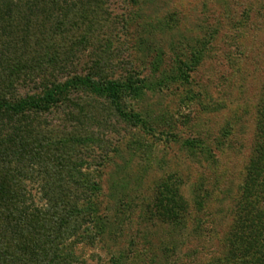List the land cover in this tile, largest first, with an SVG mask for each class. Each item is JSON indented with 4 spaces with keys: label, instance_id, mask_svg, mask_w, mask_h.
Returning a JSON list of instances; mask_svg holds the SVG:
<instances>
[{
    "label": "rangeland",
    "instance_id": "obj_1",
    "mask_svg": "<svg viewBox=\"0 0 264 264\" xmlns=\"http://www.w3.org/2000/svg\"><path fill=\"white\" fill-rule=\"evenodd\" d=\"M108 3L100 41L118 32L114 72L143 77L127 101L146 126L106 133L76 264H264V0ZM166 179L185 203L172 222L153 204Z\"/></svg>",
    "mask_w": 264,
    "mask_h": 264
},
{
    "label": "trees",
    "instance_id": "obj_2",
    "mask_svg": "<svg viewBox=\"0 0 264 264\" xmlns=\"http://www.w3.org/2000/svg\"><path fill=\"white\" fill-rule=\"evenodd\" d=\"M108 4L0 0V264H76L69 240L98 224L106 133L146 126L127 101L143 77L114 72L118 32L100 41L118 22ZM153 204L171 222L185 208L168 179Z\"/></svg>",
    "mask_w": 264,
    "mask_h": 264
}]
</instances>
